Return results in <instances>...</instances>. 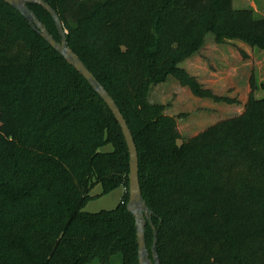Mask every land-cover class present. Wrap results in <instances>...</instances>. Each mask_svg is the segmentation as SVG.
Listing matches in <instances>:
<instances>
[{
  "label": "trees",
  "instance_id": "16d2710c",
  "mask_svg": "<svg viewBox=\"0 0 264 264\" xmlns=\"http://www.w3.org/2000/svg\"><path fill=\"white\" fill-rule=\"evenodd\" d=\"M45 1L133 134L150 258L156 231L161 264H264V83L251 80L239 115L187 139L167 105L151 99L170 77L213 96L181 63L208 32L264 51V16L233 0ZM28 6L60 40L51 14ZM129 159L106 102L0 0V264L107 263L118 253L121 264H139ZM97 185L102 193L91 195ZM120 187L114 209L84 210Z\"/></svg>",
  "mask_w": 264,
  "mask_h": 264
},
{
  "label": "rangeland",
  "instance_id": "374dc122",
  "mask_svg": "<svg viewBox=\"0 0 264 264\" xmlns=\"http://www.w3.org/2000/svg\"><path fill=\"white\" fill-rule=\"evenodd\" d=\"M235 9L252 8L257 17L264 16V0H233ZM181 66L195 77L213 96L195 95L188 86H182L174 77L151 90V99L167 105L166 112L177 118L182 139L196 135L208 126L243 112L252 93L251 80L264 83V51L252 48L240 39L217 43L208 32L201 48L187 57ZM256 97L263 96L260 88ZM219 97V98H215ZM127 189L117 188L88 202L87 212L114 209ZM102 193L101 185L91 195ZM91 264H121V255H114L109 262L94 260Z\"/></svg>",
  "mask_w": 264,
  "mask_h": 264
},
{
  "label": "water",
  "instance_id": "95a60500",
  "mask_svg": "<svg viewBox=\"0 0 264 264\" xmlns=\"http://www.w3.org/2000/svg\"><path fill=\"white\" fill-rule=\"evenodd\" d=\"M15 9H17L36 29L40 35L56 50L58 51L72 66H74L90 83L93 89L106 102L117 122L119 123L124 134L128 150H129V199L127 209L131 212L136 221L137 240H138V258L139 264H161L157 252V232H154V240L152 244L153 259L150 258L149 249L146 241V223L147 218L150 219V209L142 195L141 184L139 179V156L138 149L135 143L133 134L128 126V123L122 114L119 106L109 94L102 83L89 70L80 57L72 50L67 40V30L60 19L56 9H54L45 0H3ZM35 3L41 5L53 17L57 26L61 39L57 40L40 21L35 12L30 9L28 4ZM154 227V226H153Z\"/></svg>",
  "mask_w": 264,
  "mask_h": 264
},
{
  "label": "crops",
  "instance_id": "0c3cea01",
  "mask_svg": "<svg viewBox=\"0 0 264 264\" xmlns=\"http://www.w3.org/2000/svg\"><path fill=\"white\" fill-rule=\"evenodd\" d=\"M256 12V11H255ZM256 15V14H255Z\"/></svg>",
  "mask_w": 264,
  "mask_h": 264
}]
</instances>
